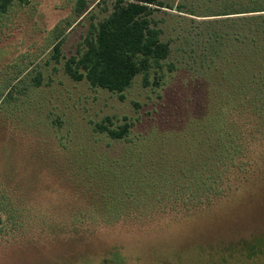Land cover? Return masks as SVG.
<instances>
[{
	"label": "rangeland",
	"instance_id": "374dc122",
	"mask_svg": "<svg viewBox=\"0 0 264 264\" xmlns=\"http://www.w3.org/2000/svg\"><path fill=\"white\" fill-rule=\"evenodd\" d=\"M160 2L170 55L123 98L65 72L116 0L0 14V264H264V130L237 67L251 25L225 16L251 0Z\"/></svg>",
	"mask_w": 264,
	"mask_h": 264
},
{
	"label": "trees",
	"instance_id": "16d2710c",
	"mask_svg": "<svg viewBox=\"0 0 264 264\" xmlns=\"http://www.w3.org/2000/svg\"><path fill=\"white\" fill-rule=\"evenodd\" d=\"M14 1L0 0V14L7 13ZM158 7H162L160 0H116L113 12L98 26H91L84 40L85 50L66 61L67 75L76 82L86 80L92 88L118 93L121 98L138 75L143 74L147 84L151 70L163 68L171 52L150 19L152 10ZM229 15H242L236 18L251 25L247 36H238L242 44L248 43L237 61L239 84L241 92L248 88L251 93L247 99L251 102V118L254 114L264 130V0H251L250 10L225 14ZM97 128L114 140L125 138L130 131L128 124L119 129ZM256 134L251 133L252 139ZM261 140L264 142V138ZM236 146L243 147L239 141Z\"/></svg>",
	"mask_w": 264,
	"mask_h": 264
}]
</instances>
